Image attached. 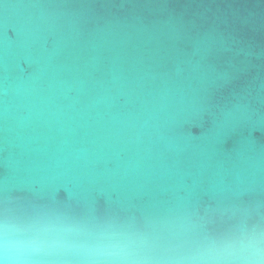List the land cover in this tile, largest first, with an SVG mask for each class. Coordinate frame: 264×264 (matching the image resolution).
<instances>
[{"label":"water","instance_id":"water-1","mask_svg":"<svg viewBox=\"0 0 264 264\" xmlns=\"http://www.w3.org/2000/svg\"><path fill=\"white\" fill-rule=\"evenodd\" d=\"M75 264L264 246V0H0V215Z\"/></svg>","mask_w":264,"mask_h":264},{"label":"clouds","instance_id":"clouds-1","mask_svg":"<svg viewBox=\"0 0 264 264\" xmlns=\"http://www.w3.org/2000/svg\"><path fill=\"white\" fill-rule=\"evenodd\" d=\"M12 221L0 215V264H65L38 255L43 246L35 241L13 239ZM75 264H264V246L259 242L206 244L185 255L154 256L137 250L127 238L107 245L86 247Z\"/></svg>","mask_w":264,"mask_h":264}]
</instances>
